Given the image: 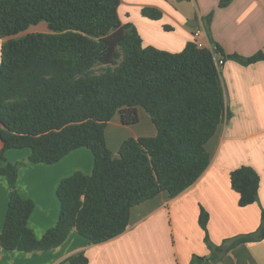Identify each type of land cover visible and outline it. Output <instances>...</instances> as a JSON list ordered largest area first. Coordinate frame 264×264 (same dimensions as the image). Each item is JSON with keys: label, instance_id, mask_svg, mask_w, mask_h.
Instances as JSON below:
<instances>
[{"label": "trees", "instance_id": "16d2710c", "mask_svg": "<svg viewBox=\"0 0 264 264\" xmlns=\"http://www.w3.org/2000/svg\"><path fill=\"white\" fill-rule=\"evenodd\" d=\"M231 0H220V7ZM121 0H0V174L10 195L0 246L8 250L46 251L63 244L76 228L93 243L123 233L132 208L161 192L175 197L194 184L211 161L207 143L231 118L218 56L243 65L264 60V49L250 56L187 42L171 52L145 46L136 26L124 23ZM143 15L159 19L163 11L145 6ZM212 14L206 21L210 32ZM46 22L47 31L27 32ZM143 107L157 127L155 136H130L116 156L106 128L117 114L124 124L139 122ZM89 147L91 174L80 170L62 178L55 226L38 237L29 226L33 199L20 193L19 169L26 160L9 161L6 151L30 148L28 161L55 163L72 150ZM239 205L259 201L261 176L251 165L230 173ZM210 212L201 205L199 224L217 261L238 244L264 239V208L257 230L214 244ZM206 257L193 255L192 264ZM68 264H88L84 252Z\"/></svg>", "mask_w": 264, "mask_h": 264}, {"label": "crops", "instance_id": "0c3cea01", "mask_svg": "<svg viewBox=\"0 0 264 264\" xmlns=\"http://www.w3.org/2000/svg\"><path fill=\"white\" fill-rule=\"evenodd\" d=\"M121 0L119 14L124 23L138 29L145 46L179 52L200 32L204 47L219 43L227 53L250 56L264 49V0ZM145 6L163 11L159 19L142 13ZM212 14L210 32L205 19ZM45 28V27H44ZM43 28V29H44ZM47 31V30H42ZM0 38V46L3 42ZM227 105L232 116L226 119L207 143L211 161L199 179L175 197L161 192L132 208L130 223L120 235L93 243L76 228L60 246L37 252L8 250L0 246V264H68L66 259L84 252L88 264H192L193 255L210 258L199 224L201 205L210 212L209 233L214 244L253 232L261 224L264 208V60L243 65L226 60L221 66ZM139 122L124 124L119 114L107 124L106 140L115 155L130 137L155 136L157 127L149 113L138 107ZM3 142L0 140V150ZM30 148H12L9 161L24 159L17 186L34 200L29 226L38 237L55 226L60 214L57 187L62 178L80 170L91 174L93 151L82 146L55 163L30 162ZM5 161L0 160V167ZM241 165L253 166L261 176L259 201L239 205V193L231 185L230 173ZM10 195L8 178L0 174V232ZM212 264H264V239L241 243Z\"/></svg>", "mask_w": 264, "mask_h": 264}, {"label": "rangeland", "instance_id": "374dc122", "mask_svg": "<svg viewBox=\"0 0 264 264\" xmlns=\"http://www.w3.org/2000/svg\"><path fill=\"white\" fill-rule=\"evenodd\" d=\"M205 21H207V18L205 19ZM42 30H48L47 23L44 22V21L40 22V23H38L36 25L30 26L25 32H22V33L18 34L17 36H21L22 34L27 33V32H36V31H42ZM0 62H1V46H0Z\"/></svg>", "mask_w": 264, "mask_h": 264}, {"label": "built area", "instance_id": "2783aa9c", "mask_svg": "<svg viewBox=\"0 0 264 264\" xmlns=\"http://www.w3.org/2000/svg\"><path fill=\"white\" fill-rule=\"evenodd\" d=\"M200 32L201 31H196L195 32V42H196V44L199 46V47H204V44H203V42L199 39L200 37ZM217 63L219 64V65H222L223 63H224V61H223V58L221 57V56H218V58H217Z\"/></svg>", "mask_w": 264, "mask_h": 264}, {"label": "water", "instance_id": "95a60500", "mask_svg": "<svg viewBox=\"0 0 264 264\" xmlns=\"http://www.w3.org/2000/svg\"><path fill=\"white\" fill-rule=\"evenodd\" d=\"M205 264H212V263H211L210 259L207 258L205 261Z\"/></svg>", "mask_w": 264, "mask_h": 264}]
</instances>
